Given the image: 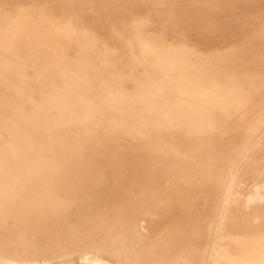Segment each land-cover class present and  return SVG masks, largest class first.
Here are the masks:
<instances>
[{
    "label": "bare ground",
    "instance_id": "6f19581e",
    "mask_svg": "<svg viewBox=\"0 0 264 264\" xmlns=\"http://www.w3.org/2000/svg\"><path fill=\"white\" fill-rule=\"evenodd\" d=\"M141 23L126 71L69 18L38 6L0 17V264H264V31L213 55L143 36ZM88 152L116 177L155 169L163 201L213 184L208 215L151 235L134 209H99L86 178L99 185L105 172Z\"/></svg>",
    "mask_w": 264,
    "mask_h": 264
},
{
    "label": "rangeland",
    "instance_id": "374dc122",
    "mask_svg": "<svg viewBox=\"0 0 264 264\" xmlns=\"http://www.w3.org/2000/svg\"><path fill=\"white\" fill-rule=\"evenodd\" d=\"M0 3V17L15 12L18 6H38L55 20L69 18L76 27L89 30L99 47L112 49L115 70H129L132 55L138 53L135 39L137 30L131 26L135 20H143L138 31L143 36L146 34L147 37H156L175 45L183 43L202 54L213 55L217 51L222 53L232 46H239L243 41L242 45H246L253 37H256V41L262 40L258 34L264 31V0H0ZM254 31L258 33L255 35ZM69 53L74 55L73 51ZM126 86L128 89L132 87L131 83H126ZM127 143L128 140L120 142L119 150L127 151ZM99 146L101 150L113 147L104 143ZM87 155L105 172L106 180L93 185L92 181L97 175L92 171L86 178L85 192L98 200L99 209L108 211L115 206L134 209L136 223L140 224L144 218L151 235L164 226L178 224L182 219L209 213L215 196L213 184L179 193L170 187V197L173 198L163 201V194L158 195L154 190L157 186L163 188L168 181L160 177L155 169L136 165L120 178L114 175L111 168L105 167L106 159L102 154L88 152ZM135 155L141 162L150 160V155L137 149ZM130 196L134 197V202ZM146 197H150L151 205L149 212L143 214L142 208L147 207L144 205ZM231 206L238 209L235 204ZM77 214L76 210H72L67 218H59L57 229L63 233L72 229L70 224L77 218ZM202 243V240L195 241L197 245ZM88 244L84 243L81 248ZM63 245L70 250L75 247L69 239ZM105 256L115 259L114 256Z\"/></svg>",
    "mask_w": 264,
    "mask_h": 264
}]
</instances>
